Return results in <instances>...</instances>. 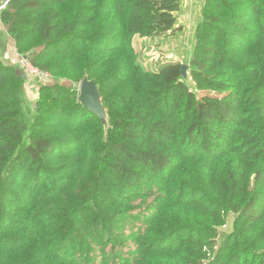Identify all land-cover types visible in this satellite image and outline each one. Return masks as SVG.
I'll return each instance as SVG.
<instances>
[{
    "label": "trees",
    "instance_id": "obj_1",
    "mask_svg": "<svg viewBox=\"0 0 264 264\" xmlns=\"http://www.w3.org/2000/svg\"><path fill=\"white\" fill-rule=\"evenodd\" d=\"M181 2L0 0L52 77L30 124L0 60V264H264V0H205L195 90L136 50L181 30ZM86 77L107 124L78 101Z\"/></svg>",
    "mask_w": 264,
    "mask_h": 264
},
{
    "label": "rangeland",
    "instance_id": "obj_2",
    "mask_svg": "<svg viewBox=\"0 0 264 264\" xmlns=\"http://www.w3.org/2000/svg\"><path fill=\"white\" fill-rule=\"evenodd\" d=\"M0 26H2V24H0ZM180 31H178L179 33L177 32L171 35L172 37L168 40L159 39L155 42H150L140 39L136 43V50L142 66L147 70H155L157 65L162 62H181L184 63V65L190 63L195 46V35L188 31ZM189 71L188 69V78L185 80L191 89L195 90L194 84L189 76ZM26 79L23 106L26 119L29 120L31 124L34 119L33 113L38 99L39 88L42 85L52 83V81H46L41 78L33 79L29 76H27ZM61 84L69 85L66 81L61 82ZM198 98H203V95L199 93ZM96 109L103 115V109L100 106H97ZM234 219L235 215H231L227 226L220 230V236L216 241V247L219 248L224 238L232 232V223Z\"/></svg>",
    "mask_w": 264,
    "mask_h": 264
},
{
    "label": "crops",
    "instance_id": "obj_3",
    "mask_svg": "<svg viewBox=\"0 0 264 264\" xmlns=\"http://www.w3.org/2000/svg\"><path fill=\"white\" fill-rule=\"evenodd\" d=\"M204 4L205 0H182L180 11L175 13L178 22L177 27H181L183 32L188 31L195 35L196 28L203 18ZM170 37L172 36L162 39L168 40ZM21 58L22 56L17 52L15 42L10 38L4 26H0V60L6 65L18 68Z\"/></svg>",
    "mask_w": 264,
    "mask_h": 264
},
{
    "label": "water",
    "instance_id": "obj_4",
    "mask_svg": "<svg viewBox=\"0 0 264 264\" xmlns=\"http://www.w3.org/2000/svg\"><path fill=\"white\" fill-rule=\"evenodd\" d=\"M6 2H4V5ZM188 66L184 65L182 69V74L184 79L188 78ZM16 73L23 79H26V73L21 69L17 68ZM80 95L78 98L79 103L83 105L85 109L91 113L98 116L104 124H107L108 113L103 104L102 97L99 91V87L94 80H89L87 77L82 81L80 85ZM97 106H100L103 109V115H101L96 109Z\"/></svg>",
    "mask_w": 264,
    "mask_h": 264
},
{
    "label": "built area",
    "instance_id": "obj_5",
    "mask_svg": "<svg viewBox=\"0 0 264 264\" xmlns=\"http://www.w3.org/2000/svg\"><path fill=\"white\" fill-rule=\"evenodd\" d=\"M19 68H21L30 78L33 79L41 78V79H45L46 81H52V77L49 74L44 73L38 70L36 67H34V65L27 57L22 56L19 64Z\"/></svg>",
    "mask_w": 264,
    "mask_h": 264
}]
</instances>
